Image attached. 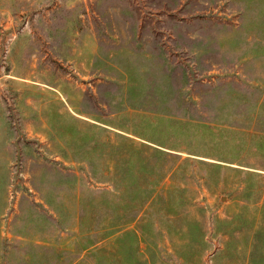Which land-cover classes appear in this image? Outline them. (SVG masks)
<instances>
[{"label":"rangeland","instance_id":"374dc122","mask_svg":"<svg viewBox=\"0 0 264 264\" xmlns=\"http://www.w3.org/2000/svg\"><path fill=\"white\" fill-rule=\"evenodd\" d=\"M0 264H264V0H0Z\"/></svg>","mask_w":264,"mask_h":264},{"label":"water","instance_id":"95a60500","mask_svg":"<svg viewBox=\"0 0 264 264\" xmlns=\"http://www.w3.org/2000/svg\"><path fill=\"white\" fill-rule=\"evenodd\" d=\"M0 92L3 94V89H2V87H1V85H0Z\"/></svg>","mask_w":264,"mask_h":264}]
</instances>
